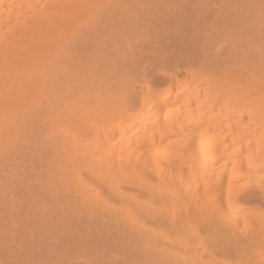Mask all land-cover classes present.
Masks as SVG:
<instances>
[{"label":"bare ground","instance_id":"bare-ground-1","mask_svg":"<svg viewBox=\"0 0 264 264\" xmlns=\"http://www.w3.org/2000/svg\"><path fill=\"white\" fill-rule=\"evenodd\" d=\"M0 264H264V0H0Z\"/></svg>","mask_w":264,"mask_h":264}]
</instances>
